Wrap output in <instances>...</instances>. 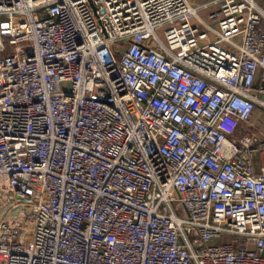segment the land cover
I'll return each instance as SVG.
<instances>
[{
    "label": "built area",
    "instance_id": "obj_1",
    "mask_svg": "<svg viewBox=\"0 0 264 264\" xmlns=\"http://www.w3.org/2000/svg\"><path fill=\"white\" fill-rule=\"evenodd\" d=\"M263 24L0 0V264H264Z\"/></svg>",
    "mask_w": 264,
    "mask_h": 264
},
{
    "label": "crops",
    "instance_id": "obj_2",
    "mask_svg": "<svg viewBox=\"0 0 264 264\" xmlns=\"http://www.w3.org/2000/svg\"><path fill=\"white\" fill-rule=\"evenodd\" d=\"M193 1L204 3V2H212L213 0H193ZM255 1L258 7L264 11V0H255ZM262 29L264 30V24L262 25Z\"/></svg>",
    "mask_w": 264,
    "mask_h": 264
},
{
    "label": "rangeland",
    "instance_id": "obj_3",
    "mask_svg": "<svg viewBox=\"0 0 264 264\" xmlns=\"http://www.w3.org/2000/svg\"><path fill=\"white\" fill-rule=\"evenodd\" d=\"M258 114H260L262 117H264V113H262L260 110L257 111ZM257 115V114H256Z\"/></svg>",
    "mask_w": 264,
    "mask_h": 264
},
{
    "label": "water",
    "instance_id": "obj_4",
    "mask_svg": "<svg viewBox=\"0 0 264 264\" xmlns=\"http://www.w3.org/2000/svg\"><path fill=\"white\" fill-rule=\"evenodd\" d=\"M261 255L264 256V248L261 250Z\"/></svg>",
    "mask_w": 264,
    "mask_h": 264
}]
</instances>
